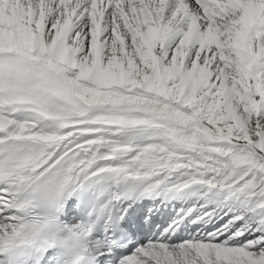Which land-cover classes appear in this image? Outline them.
Instances as JSON below:
<instances>
[{
	"label": "snow or ice",
	"instance_id": "snow-or-ice-1",
	"mask_svg": "<svg viewBox=\"0 0 264 264\" xmlns=\"http://www.w3.org/2000/svg\"><path fill=\"white\" fill-rule=\"evenodd\" d=\"M0 264H264V0H0Z\"/></svg>",
	"mask_w": 264,
	"mask_h": 264
}]
</instances>
